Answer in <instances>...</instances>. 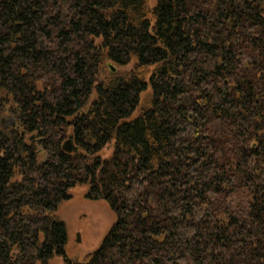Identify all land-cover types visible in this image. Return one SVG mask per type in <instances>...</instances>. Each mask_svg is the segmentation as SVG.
I'll use <instances>...</instances> for the list:
<instances>
[{"label":"trees","instance_id":"trees-1","mask_svg":"<svg viewBox=\"0 0 264 264\" xmlns=\"http://www.w3.org/2000/svg\"><path fill=\"white\" fill-rule=\"evenodd\" d=\"M78 184L117 216L83 262ZM55 255L264 264V0H0V264Z\"/></svg>","mask_w":264,"mask_h":264},{"label":"rangeland","instance_id":"rangeland-1","mask_svg":"<svg viewBox=\"0 0 264 264\" xmlns=\"http://www.w3.org/2000/svg\"><path fill=\"white\" fill-rule=\"evenodd\" d=\"M150 8L156 0H147ZM132 61L125 69H131ZM108 70L109 66L107 64ZM119 69V68H118ZM110 71V70H109ZM146 94L143 95V97ZM12 121L9 118L7 124ZM114 151V142L108 143L98 155L110 158ZM88 185L78 184L70 190L72 198L63 201L56 215L65 221L68 231V240L65 253L69 259L83 262L85 257L98 249L117 220L116 213L103 200H89L85 197ZM49 264H68L63 255H55Z\"/></svg>","mask_w":264,"mask_h":264},{"label":"water","instance_id":"water-1","mask_svg":"<svg viewBox=\"0 0 264 264\" xmlns=\"http://www.w3.org/2000/svg\"><path fill=\"white\" fill-rule=\"evenodd\" d=\"M63 148L67 152L77 151L78 147H76L73 143L72 138L66 140L63 144Z\"/></svg>","mask_w":264,"mask_h":264},{"label":"bare ground","instance_id":"bare-ground-1","mask_svg":"<svg viewBox=\"0 0 264 264\" xmlns=\"http://www.w3.org/2000/svg\"><path fill=\"white\" fill-rule=\"evenodd\" d=\"M108 66H109V68H110V70H111L112 72H116V71H117L116 66H114L112 63H109Z\"/></svg>","mask_w":264,"mask_h":264}]
</instances>
